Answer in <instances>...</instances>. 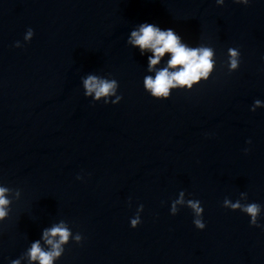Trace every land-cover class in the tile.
Wrapping results in <instances>:
<instances>
[{"label":"clouds","instance_id":"9594fccd","mask_svg":"<svg viewBox=\"0 0 264 264\" xmlns=\"http://www.w3.org/2000/svg\"><path fill=\"white\" fill-rule=\"evenodd\" d=\"M225 0H216L218 5H223ZM236 3L248 4L249 0H235ZM34 33L32 29H28L24 36L25 41H30ZM182 37L173 29H161L155 24L142 23L138 29L133 30L128 39V43L138 47L141 53L150 51L152 53L148 58V71H153L160 63L165 54H170L167 66L156 71L155 76H145L143 85L144 89L150 93L155 99H168L171 95V89H187L191 90L195 84L202 79L207 81L210 74L215 70V52L208 46L189 47L186 43H182ZM20 47L19 41L16 43ZM240 66V52L236 48L228 49V69L229 72L236 71ZM119 85L115 79L102 78L96 75H88L83 79L84 94L86 97H92L94 101H100L103 98L105 104H117L122 99L117 95ZM115 96V100L109 98ZM262 102L256 100L251 108L255 111L261 107ZM13 190L5 186H0V221H4L10 211L12 203L9 198ZM15 195L19 197L20 191L16 190ZM247 201V193L241 192L240 198L233 202L225 198L223 207L232 211H241L250 217V225L260 227L258 217L261 213V206L257 203H242ZM180 206H186L192 210L194 214L193 223L197 229L203 230L206 225L202 216L204 209L199 200L185 199V192L181 191L178 198L172 201L170 212L176 215ZM143 211V205L137 208L135 218L130 220V226L136 228L140 223V212ZM71 239L76 243H80L82 237L80 234L73 236L72 231L62 221L61 223L45 229L43 232L44 243L48 246L43 248L40 241L33 242L25 255L29 264H54L64 253V246ZM11 264H20V259L13 260Z\"/></svg>","mask_w":264,"mask_h":264}]
</instances>
